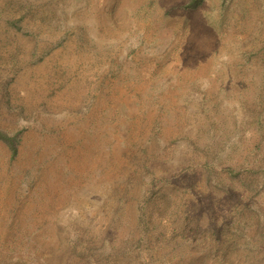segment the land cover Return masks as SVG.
Wrapping results in <instances>:
<instances>
[{
  "label": "rangeland",
  "instance_id": "1",
  "mask_svg": "<svg viewBox=\"0 0 264 264\" xmlns=\"http://www.w3.org/2000/svg\"><path fill=\"white\" fill-rule=\"evenodd\" d=\"M187 1L0 0V264H264V0Z\"/></svg>",
  "mask_w": 264,
  "mask_h": 264
},
{
  "label": "trees",
  "instance_id": "2",
  "mask_svg": "<svg viewBox=\"0 0 264 264\" xmlns=\"http://www.w3.org/2000/svg\"><path fill=\"white\" fill-rule=\"evenodd\" d=\"M203 0H188L181 8L184 9H195L202 4ZM260 140H258L253 147H251L244 159H236L232 153H227L226 158L230 160L225 161L222 159V154L225 148H215L211 152L205 155V160L200 162L199 170L201 171V176L203 179H209L212 175L220 176L221 173H229L230 175H241L243 173H255V174H263L264 175V146L261 145L263 142L264 132L260 133ZM0 140L7 144L11 151L12 157H15L18 148H17V140L18 135L9 134L6 131L0 130ZM213 148V144H211L210 149ZM242 160V161H241ZM264 178V177H263ZM214 232L217 234L216 230ZM196 235V233H195ZM253 243V242H251ZM210 246V245H209ZM212 246H210L207 253L212 254ZM206 248H203L205 250ZM224 258H215L213 262L210 264H262L261 260L253 261V260H240L234 259L235 262H231L229 260H222ZM224 261V262H223ZM178 263V261H177ZM191 264V263H188ZM192 264H197L194 259H192Z\"/></svg>",
  "mask_w": 264,
  "mask_h": 264
}]
</instances>
